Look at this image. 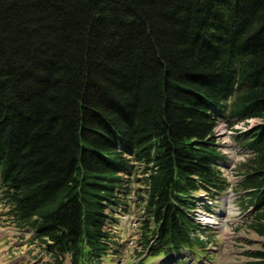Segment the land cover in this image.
Here are the masks:
<instances>
[{"label":"trees","instance_id":"1","mask_svg":"<svg viewBox=\"0 0 264 264\" xmlns=\"http://www.w3.org/2000/svg\"><path fill=\"white\" fill-rule=\"evenodd\" d=\"M250 117L236 191L264 237V0H0V203L52 264L101 263L138 170L149 254L202 247L213 128Z\"/></svg>","mask_w":264,"mask_h":264},{"label":"rangeland","instance_id":"2","mask_svg":"<svg viewBox=\"0 0 264 264\" xmlns=\"http://www.w3.org/2000/svg\"><path fill=\"white\" fill-rule=\"evenodd\" d=\"M227 152L231 159L241 160L242 156L235 153L233 149ZM235 170L241 173V165ZM123 177L127 178V185L130 188H143L142 181L141 185L134 183L140 178L138 171L130 177L125 174ZM138 194L142 195V192L128 195L124 199L123 208L120 210L124 215L118 212L112 214L114 220L109 229L113 240L111 250L103 257L100 264H244L253 261L250 252H264V237L255 233L249 226L253 208L248 209L249 206L242 203V198L237 197L232 202L235 214H230V208L225 204L222 208H216L219 210L213 211L210 218L217 219L218 223H210L203 228L207 232H201L200 238L206 239L202 247L186 248L178 254H149L150 245L146 249L144 243L146 237L150 235H143V232L147 234L149 231L145 228L154 227V225L145 220L146 216L143 213L142 203L137 197ZM5 210L6 207L0 203V264H52L50 251L38 242L36 246L40 248L41 255L39 253L32 255L30 252L28 254L33 247L26 250L25 248L30 243L24 245V252H21L19 248H12L13 238L18 235L12 234L14 228L2 214ZM201 217L198 216V218ZM16 255L20 257L16 258ZM177 260L183 261L177 263ZM63 264H71L68 255L65 256Z\"/></svg>","mask_w":264,"mask_h":264},{"label":"bare ground","instance_id":"3","mask_svg":"<svg viewBox=\"0 0 264 264\" xmlns=\"http://www.w3.org/2000/svg\"><path fill=\"white\" fill-rule=\"evenodd\" d=\"M250 124L253 122V120H247ZM224 124H221V125H218L217 127H216V134H220L221 132H225V128H224V126H223ZM229 133L231 132V131H228ZM224 140V139H223ZM230 214H235V210H234V208H233V206H230ZM207 221H209V222H211V223H218V221H217V219H207Z\"/></svg>","mask_w":264,"mask_h":264},{"label":"crops","instance_id":"4","mask_svg":"<svg viewBox=\"0 0 264 264\" xmlns=\"http://www.w3.org/2000/svg\"><path fill=\"white\" fill-rule=\"evenodd\" d=\"M12 234L15 235V234H14V231H12ZM14 237H15V236H14ZM14 239H15V238H13V240H14ZM12 243H13V246H12L13 248H19L20 251L22 252V250L24 249V248H23L24 246L22 247L21 245H18L17 242H12ZM16 258H17V257H16Z\"/></svg>","mask_w":264,"mask_h":264}]
</instances>
